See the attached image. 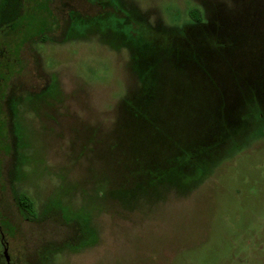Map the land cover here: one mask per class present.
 Wrapping results in <instances>:
<instances>
[{
  "label": "rangeland",
  "instance_id": "obj_1",
  "mask_svg": "<svg viewBox=\"0 0 264 264\" xmlns=\"http://www.w3.org/2000/svg\"><path fill=\"white\" fill-rule=\"evenodd\" d=\"M117 1L0 0V155L14 154L2 157L0 178L9 257L264 264V120L205 169L180 156L216 139L220 119L232 125L236 105L263 104L264 0ZM127 14L144 29L117 28ZM200 17L196 35L235 43L245 64L209 55L202 41L191 54L180 37L166 42ZM134 39L142 51L127 45ZM3 188L33 212L9 224Z\"/></svg>",
  "mask_w": 264,
  "mask_h": 264
},
{
  "label": "trees",
  "instance_id": "obj_2",
  "mask_svg": "<svg viewBox=\"0 0 264 264\" xmlns=\"http://www.w3.org/2000/svg\"><path fill=\"white\" fill-rule=\"evenodd\" d=\"M98 2H102L101 4L104 7H109L112 9L119 7L118 5L119 2L117 0H98ZM108 16L109 15H104L102 17L96 18L95 20L97 23L94 22V24L96 26H99L100 25L99 21H101L102 19H107ZM126 17L127 18H125V22L118 25L117 28L123 29L124 26H130L129 28L131 29V31L133 30V34L137 30L144 29L143 26H141L139 23H137L132 19L130 14H127ZM72 21L74 20L72 19ZM191 24L193 26L186 27V29L184 30H171L169 33H165L164 36L166 38V42L168 43L170 38L178 39L180 37V39L178 40L182 41L183 44L179 43V45L183 47V49L187 52V54H191L194 53L197 49V47L195 46L196 42L202 41L205 44H207L209 49L207 50V52L209 53V55L215 56V54L218 55L220 54L224 56L225 55L230 56L232 57L233 64L236 67L245 64V62H242L243 60L241 59L243 57L242 54H241L242 56L239 59L242 62V64L239 65L238 59L235 58L237 54L236 48L238 46L235 43H230V45L229 44L224 45L223 43H221L216 39V34L214 33V31L212 32L209 31L208 35H204V32L199 31L197 32L198 35H196V31L194 30V28L201 29L206 26L204 25L203 17H200V19H196L195 22ZM105 33L107 34L112 33V30L106 29ZM134 40L135 41L132 40V42H130L127 45L132 46V49L136 53L139 50L142 51L143 46L141 47L139 41H137L136 39ZM133 44L135 45L133 46ZM252 56L255 57V59L256 57H258L255 54ZM192 61H194V59ZM202 63H204V61ZM197 68L201 69V71L203 70L202 66L200 67L198 66ZM236 107L239 108V110L242 108V110L241 113L237 115L235 121L232 122V125L228 124V122H226L225 120L222 119L219 120L216 139H214L213 141L209 140L207 141V143L205 142V144L202 146L199 147L194 146L193 149H186L181 152L180 156L183 155L184 157L183 161L185 162L183 166L187 165L192 167L194 165L196 168L205 169L206 165H208V163L210 162L211 156L214 152L222 151L224 150L225 147L229 146L230 144L231 146L232 144H235L237 140L240 141V139H242L243 136L244 137L247 136L249 130L252 128V126L256 124V122H259L261 119L264 120V102L263 104L259 103V105H256L254 103V100L252 101L249 100L247 101V103H244L241 106L236 105ZM223 157L224 155L221 154L218 159L220 160ZM192 170L194 173V169ZM21 200H22L21 201L22 203L20 202L21 206L25 208L31 206L27 202L26 198L23 197Z\"/></svg>",
  "mask_w": 264,
  "mask_h": 264
},
{
  "label": "flooded vegetation",
  "instance_id": "obj_3",
  "mask_svg": "<svg viewBox=\"0 0 264 264\" xmlns=\"http://www.w3.org/2000/svg\"><path fill=\"white\" fill-rule=\"evenodd\" d=\"M7 145L9 147H11V148L14 147V145L13 144H10V143H7ZM9 150L8 151H4V153H2L0 155V178H2V168H1V166H2V162H1L2 157L3 156H10L12 158V160L14 161V154L13 153H10ZM11 151H12V149H11ZM13 191L14 190H9L8 193H7V191H5L4 188L2 189V195H4L6 197V199L9 198V197H11V199H12L11 200V203L7 199L8 202H9V205L8 206L10 207V209L6 212V216L8 217L9 224H11V225L14 224L13 217H15V219H20V214L22 212L27 213V214H30L34 210L32 203L29 201V199L26 196L17 194L15 191L14 192ZM4 192H6V193H4ZM23 197L26 198L27 202L31 206L25 208V207H23V206L20 205V202L22 201L21 199ZM3 199H4V197H2V199H1L2 202H3ZM25 221H26L27 224L28 223H30V224L33 223L29 219H25ZM5 239L6 238H5L4 234L1 233V239H0L1 240L0 241V248H1V251H0V264H30V261L32 260V258L30 257L31 255L29 256L30 258H27L25 260H22L20 258H16L15 260L11 259L9 257V255H8V249H9L10 243L8 241H5ZM32 255H33V258H34V261H35V259H36V250L32 253ZM34 264H36V261H35Z\"/></svg>",
  "mask_w": 264,
  "mask_h": 264
}]
</instances>
